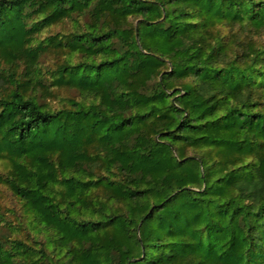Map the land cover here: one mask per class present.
Listing matches in <instances>:
<instances>
[{
	"label": "trees",
	"instance_id": "obj_1",
	"mask_svg": "<svg viewBox=\"0 0 264 264\" xmlns=\"http://www.w3.org/2000/svg\"><path fill=\"white\" fill-rule=\"evenodd\" d=\"M0 264H264V0H0Z\"/></svg>",
	"mask_w": 264,
	"mask_h": 264
},
{
	"label": "rangeland",
	"instance_id": "obj_2",
	"mask_svg": "<svg viewBox=\"0 0 264 264\" xmlns=\"http://www.w3.org/2000/svg\"><path fill=\"white\" fill-rule=\"evenodd\" d=\"M46 59H47L48 62H51V59H52V58H51V57H50V58L48 57V58H46Z\"/></svg>",
	"mask_w": 264,
	"mask_h": 264
}]
</instances>
